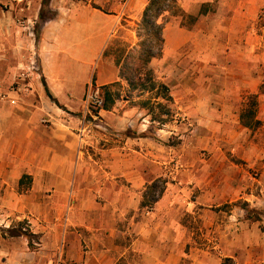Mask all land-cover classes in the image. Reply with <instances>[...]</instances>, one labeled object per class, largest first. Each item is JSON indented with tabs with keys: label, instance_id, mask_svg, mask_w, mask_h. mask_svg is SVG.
<instances>
[{
	"label": "rangeland",
	"instance_id": "rangeland-1",
	"mask_svg": "<svg viewBox=\"0 0 264 264\" xmlns=\"http://www.w3.org/2000/svg\"><path fill=\"white\" fill-rule=\"evenodd\" d=\"M148 2L51 0L53 18L42 23L43 0H0V101L42 106L32 94L34 83L44 86L42 60L58 63L69 92L47 95L60 116L42 122L67 125L79 141L67 179L40 181V194L24 179L0 203L19 204L24 193L26 203L64 208L55 218L63 224L78 207L79 220L102 228V248L132 249L113 252L111 264H222L228 257L264 264V0H167L159 21H166L163 51L149 65L156 89L132 91L123 80L112 88L119 96L109 110L88 103L91 87L104 100L98 65L116 67L124 53L132 68L144 42L158 54L142 23ZM206 3L213 12L197 17ZM162 84L171 101L163 99ZM250 109L258 127L242 123ZM14 214L0 212V264L20 263L4 254L7 229L22 226L30 237H19L32 251L43 236ZM36 214L47 224L48 213Z\"/></svg>",
	"mask_w": 264,
	"mask_h": 264
},
{
	"label": "crops",
	"instance_id": "crops-1",
	"mask_svg": "<svg viewBox=\"0 0 264 264\" xmlns=\"http://www.w3.org/2000/svg\"><path fill=\"white\" fill-rule=\"evenodd\" d=\"M108 32L109 30L103 35L101 51L110 40L111 34ZM59 67L58 63L47 64L44 59L42 60L45 83L49 91L57 99H62L67 97L69 91L63 86V80L58 72ZM98 71L97 84L100 86L113 84L119 80L116 67L98 65ZM243 82L244 90H247L248 82ZM34 84L36 86L32 94L34 98L38 96L41 99L43 107L27 110L17 104L0 101V197L3 193L14 194L15 185L21 186V180L25 175L29 176L33 183L32 193L40 194L39 189L37 190L40 181L48 178L67 179L70 173L69 164L77 160L74 150H77L79 141L70 135L73 131L62 123L45 125L42 122L47 116L57 119L60 114L48 106L47 92L43 84ZM4 85L0 84V93L5 92ZM10 98H16L14 92L10 93ZM70 150H73L72 157L69 154ZM25 197L24 193L19 194L17 198L19 204L0 203V212L7 207L8 211L15 212V216L28 220L35 235L43 236L36 251L30 249L29 242L23 237H12L11 240L5 241L4 254L8 255L9 263L12 262V258L19 256V264H56L57 257L60 256L61 264H111L116 259L113 252L123 251L126 255L132 250L116 245L112 248L107 246L102 248L101 240L104 235L102 228L79 220L76 215L78 207L70 209L68 221L63 224L62 221H55V218L59 219L56 213H64L66 211L64 208L52 204H29L26 203L28 201L24 199ZM39 212L48 213L47 224L44 225L41 218H38L36 213ZM111 230L113 236L119 232L117 227ZM62 239L64 243L60 249Z\"/></svg>",
	"mask_w": 264,
	"mask_h": 264
},
{
	"label": "trees",
	"instance_id": "trees-1",
	"mask_svg": "<svg viewBox=\"0 0 264 264\" xmlns=\"http://www.w3.org/2000/svg\"><path fill=\"white\" fill-rule=\"evenodd\" d=\"M167 0H149L148 5L145 8L144 14H143V27L146 31V34H150L152 36V39H155L159 45V52L158 54H154V50L152 49V43L151 46H144L145 42L142 44V50L138 56L137 62L135 63V66H132L130 68V59L129 55L125 56L124 53L120 56H117L114 65L119 69V79L120 81L105 85L101 87L103 89L104 93V105L103 108L106 110H109L112 108L116 103V97L119 96L118 93L113 92L112 88L121 86V81H126L128 85L130 86V89L132 91H154L156 89V82L153 79L152 76V70L149 68V65L151 61L158 55L160 56L163 51V45H164V39H163V29L164 24L166 23L165 20H163V23H160V19L163 16L162 11V4L166 2ZM172 2H175V0H170ZM217 1V0H216ZM50 4L51 0H43L42 7L39 13V21L42 23L48 22L53 17H50ZM213 3H206L203 4L200 8L199 13L197 14V17H200L201 15H208L209 13L213 12ZM122 53V52H121ZM105 56L107 57V52H105ZM123 59L124 62L122 61ZM95 80V79H93ZM44 86L47 92L48 97L52 98V95L50 91L47 88L46 83L44 82ZM163 93V99L166 101L172 100V97L170 95V89L167 85H160V88ZM254 106V103L252 104ZM158 106H161L162 108L165 107L164 104L159 103ZM256 110L250 109L245 110L241 115V120L244 126L249 128L258 127L260 125V121L255 118ZM24 179H30L29 176L25 175L21 183ZM5 233L9 234L11 237H19L22 235H26L27 237H30L26 231H23V227L20 226L18 229L16 228H10L5 231ZM29 239V238H28ZM31 246V242H30ZM222 264H233L232 258H226L223 260Z\"/></svg>",
	"mask_w": 264,
	"mask_h": 264
},
{
	"label": "built area",
	"instance_id": "built-area-1",
	"mask_svg": "<svg viewBox=\"0 0 264 264\" xmlns=\"http://www.w3.org/2000/svg\"><path fill=\"white\" fill-rule=\"evenodd\" d=\"M87 101L88 103L93 104L96 107L102 108L104 105V100L100 96V91L98 89L94 90L92 87L88 92Z\"/></svg>",
	"mask_w": 264,
	"mask_h": 264
}]
</instances>
